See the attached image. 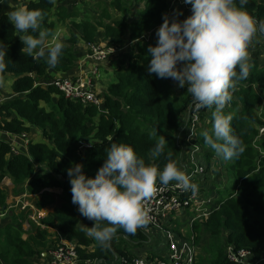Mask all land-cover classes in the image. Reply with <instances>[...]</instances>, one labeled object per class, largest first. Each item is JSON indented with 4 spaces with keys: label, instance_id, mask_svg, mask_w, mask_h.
Listing matches in <instances>:
<instances>
[{
    "label": "trees",
    "instance_id": "trees-1",
    "mask_svg": "<svg viewBox=\"0 0 264 264\" xmlns=\"http://www.w3.org/2000/svg\"><path fill=\"white\" fill-rule=\"evenodd\" d=\"M4 1L0 0V43L5 44L7 55L0 79L12 80V83L9 94L0 95L4 99L0 102V182L5 177L11 178L14 196L24 193L28 199L32 196L30 200L40 210L54 202L52 192L46 189L61 190V195L60 205L39 219L46 228L30 221L33 224L26 237L22 224L29 212L15 209L0 217V264H36L38 258L43 260L42 264H49L48 256L43 254L56 249L63 241L76 247L78 264H135L144 258L143 249L153 240L156 249L151 254L163 261L169 260L167 240L159 245L164 240L162 231L150 225L137 229L134 235L117 226L108 248L101 247L86 234V227H92L93 221L83 217L78 206L71 202L66 169L82 163L86 176L94 178L112 142L131 145L146 165L155 164L162 170L172 160L186 174L194 169L189 160L190 151L199 149L196 159L205 166V172L194 177V182L205 199L213 200L208 205V216L193 225L189 223L193 213L184 209L189 219L182 227L189 235L196 233L197 247L202 235L208 236L214 254L206 258L209 254L206 250L198 256L196 264H237L228 260V247L249 251L248 262L264 258V131L261 132L264 129V65L259 61L264 52V37H254L249 47V76L237 82L231 102L223 109L224 114L231 115L234 134L245 148L238 158L224 161L200 135L203 130H211L212 112L208 128L187 138L191 95L186 87L174 90L167 79L157 78L154 73L149 76L146 71L150 60L147 48L156 44V36L150 35L148 39V32L156 31L163 23V15L171 18L173 10H179L181 5L185 7L178 19L187 18L191 15V5L177 0H22L20 5L42 10L40 30L50 33L46 45L51 44L53 36L60 39L58 27L67 31L60 40L65 47L59 62L55 68H49L43 58L22 52L19 35L37 34L17 33L2 8ZM141 3L143 7L139 8ZM245 10L257 21H264V0H248ZM101 40L108 41L109 46L126 47L122 59L113 67L115 81L108 87L101 78L103 65H97V74L89 73L100 88L104 114L95 106L86 107L77 100L67 99L52 85H42L72 74L82 48L86 51L89 44H99ZM261 42L263 47L259 45ZM84 68L88 73L89 67ZM37 127L42 130L43 141H32L28 156L7 159L11 150L8 139ZM156 134L163 136L167 143L163 153L153 160L150 149L154 147ZM78 140L85 141L87 147L72 148L70 143ZM218 163L220 170H216ZM217 171L221 177L216 176ZM229 177L233 184L223 187L221 183ZM7 196L0 189V211L6 206ZM101 226L110 225L102 222ZM166 228L174 233L181 231L175 221Z\"/></svg>",
    "mask_w": 264,
    "mask_h": 264
},
{
    "label": "clouds",
    "instance_id": "clouds-1",
    "mask_svg": "<svg viewBox=\"0 0 264 264\" xmlns=\"http://www.w3.org/2000/svg\"><path fill=\"white\" fill-rule=\"evenodd\" d=\"M183 3L191 5V15L182 21L178 19L182 12L177 9L173 10L171 18L163 15V23L155 32L156 44L147 48L150 60L146 71L149 76L154 73L157 78H171L178 87H186L195 110L204 109L205 112L212 109L211 130H203L200 135L217 157L229 161L238 158L245 148L234 134L231 115L224 114L223 109L231 102L237 82L249 76V47L254 37H264V21H257L248 14L245 10L248 0H183ZM43 15L40 9L32 10L21 5L8 13V19L17 33L37 34L19 35L22 52L30 57L43 58L49 68H55L65 45L55 36L51 44L46 45L50 33L40 30ZM5 47L0 43V72L6 68ZM85 53L67 77L78 76L80 62L90 53L88 48ZM51 82L53 80L42 85L54 86ZM93 91L99 104L73 100L86 107L95 106L100 114H104L101 91L95 82ZM0 100L4 99L0 97ZM203 112L201 116L204 118ZM29 140L30 146L34 140ZM166 143L163 136L157 135L154 147L150 149L153 160L163 153ZM20 155L28 156L29 153ZM20 155H14L10 150L7 159ZM83 169L82 163H74L66 169L71 202L78 206L77 210L83 217L93 221L92 227H86V234L103 248L110 247L117 226L134 235L137 229H145L149 225L151 216L145 202L157 192L158 184L166 186L174 181L176 187L190 191L193 196L198 192V185L191 182V177L175 161L169 160L162 170L155 164L146 165L133 147L125 143L110 144L94 178L87 177ZM16 210L23 211L20 208ZM102 222L110 226H101ZM44 254L49 260V252Z\"/></svg>",
    "mask_w": 264,
    "mask_h": 264
},
{
    "label": "built area",
    "instance_id": "built-area-1",
    "mask_svg": "<svg viewBox=\"0 0 264 264\" xmlns=\"http://www.w3.org/2000/svg\"><path fill=\"white\" fill-rule=\"evenodd\" d=\"M87 48L89 49L90 53H88L80 62L79 74L77 77H75V81L73 78L65 77L55 79L50 84H53L56 88L62 91L65 97L68 99H78L83 103L99 104V100L93 91L94 80L89 76V73L91 72L93 75L97 74V65L107 62L110 56L116 54L117 48L116 46H108L107 43H93L89 44ZM90 62L92 63L91 67H89L90 70L88 73H85L84 67L88 66ZM191 107V122L190 129L187 132V138H193L196 135L200 127V117L204 110H195L193 104H191ZM263 131L264 129L261 130V132ZM8 134L9 133L6 132V135ZM8 140L11 145L12 154L20 155L23 152H28L30 140L27 133L14 135ZM198 152L200 151L196 148L191 150L189 153V157L191 154H195L194 157H190L191 163L194 166V169L188 174L191 177V182H194V177L204 173L203 166H201L196 159ZM175 183H171L166 186H161L158 184L157 192L151 199L145 202V206L149 209V214L151 216V222L149 223L150 227L154 230L157 229L156 227L160 228L169 244L168 256L166 257L169 260L163 261L159 257L149 256V259H138L135 264H195L196 248L194 238L183 237L180 234L169 231L166 227L169 226L172 221H168L167 218L171 215L173 217V221H179L176 214L182 212L184 213V209H189L190 212L193 213L189 223L193 225L195 221L208 216L209 211H207V208L208 205L212 203L213 199H205V197H203L200 193L199 187L197 194L193 196L190 191L186 192L181 188L176 187ZM25 194L26 193H24V195ZM30 198L28 199L27 195L23 201L29 202L31 201ZM17 204V208L29 212L28 216H30L33 212L36 214V207L33 202V205H29L28 203V206L25 207H23V204L20 202H17ZM39 217L41 218V216ZM27 220L31 219L27 218ZM185 232L187 233V230ZM228 250L232 253V256H230L228 259L232 263L264 264V258L259 263L248 262L250 252L247 250L237 251L233 247H228L227 251ZM78 256L79 255L76 251V247L71 243L63 241L56 249H51L49 251V264H78Z\"/></svg>",
    "mask_w": 264,
    "mask_h": 264
},
{
    "label": "rangeland",
    "instance_id": "rangeland-1",
    "mask_svg": "<svg viewBox=\"0 0 264 264\" xmlns=\"http://www.w3.org/2000/svg\"><path fill=\"white\" fill-rule=\"evenodd\" d=\"M87 1H91V0H87ZM92 1H102V0H92ZM177 1H183V0H177ZM20 2L21 1H17V0H5L4 3L2 4V8H3L4 12L9 13L13 8H18L19 6H21L19 4ZM90 3H92V2H90ZM103 6H106V4H103ZM138 7L139 8H142L143 7V3H141L140 5H138ZM184 7H185V5H181L180 8H179V11L182 12V10H183ZM136 10L138 11L139 9L137 8ZM134 13H135V11H134ZM180 17H181V15L178 18H180ZM63 29L58 27V31L60 30L59 35H58V38H60L59 40H62L63 39L62 38L63 34L64 33H67V31L65 30V28H63ZM155 32H156L155 29L149 31L148 34H147V38L150 39V35H155ZM259 45L262 46L263 45V42H261ZM82 49H83V51L82 52L80 51L81 52L80 53L81 54V57L80 58H82L86 54L85 51H84L85 48H82ZM125 49H126V47L119 48V49L117 47L116 54L114 56H112L109 59V61H117V62H119V58L122 59V57H123V54L122 53L125 51ZM259 61H260L261 65H264V52L261 53ZM91 65H92V63L90 62L88 64V67H91ZM116 65H118V63ZM103 69L101 71V75H103L102 77L106 81L105 85L108 87L111 83H113L115 81V72L114 71H110V70H107L106 71L105 69L104 70ZM167 80H168V83L170 84V86L174 90L176 89V87H178L177 86V82H174L171 78H168ZM9 83H10L9 80H4V81H1L0 82V95L6 96V95L9 94V90H10L9 89L10 88ZM191 104H192V101H191ZM211 112H212V110L209 109L206 112V115L208 114V117L207 116L204 117V118L202 116L200 117L201 120H202V118H203V120H202L201 126L199 128H208L209 123H210L209 122V116L211 115ZM197 123H196V127H197ZM28 134H29V138L31 140L33 139L35 142H41V141H43L42 140L43 134H42V130H41L40 127H37V128L32 129ZM70 145H71L72 148H75V149H79V148L82 149L83 147H87L85 141H83V140H78V142H76V143L71 142ZM194 155L195 154L193 153V154L190 155V157H194ZM200 155H202V154L200 153ZM190 157H189V160H191ZM217 165L218 166H217L216 170H220V164L218 163ZM203 168H204V172H205V166L204 165H203ZM212 172H213V170L210 171L209 174H212ZM227 174H228V172H227ZM216 176L217 177H221L220 171H217ZM221 184L223 185V187L231 186L233 184L232 177L226 178L225 180H223V182ZM206 185L209 186L210 185V182H207ZM0 189L8 194L7 201H6V206H5L6 210L3 209V211H0V217L1 216H4V215L6 216V214H9L12 211H15V209L17 208V205H18L17 202L22 203L23 204V207L28 206V203H29V205H33L32 204V201H29V202L28 201H23V199H25V197L27 196L26 194L25 195L24 194H20L19 196H14V194H13V191L15 189L14 183H13L12 179L9 178V177H5L0 182ZM46 190L51 192V189H46ZM53 195H56V197H59V195H61V193L60 192H56V190H55V192L53 193ZM53 199H54V202L53 203L56 204L55 205L56 207H58L60 205V201L59 200H56L57 198L56 199L53 198ZM53 203L47 204L41 210H39L38 208H35L36 214L33 212L30 216H28V218L31 219V220H27V222L25 221L22 224V228H23V232H24V234H23L24 237H26V234H27L26 232L28 230H30V228L32 226L31 224H33V223L30 224L29 221L34 222L35 223L34 224L35 226H38V227H40L42 229L46 228V226H44V224L40 220H38V219L40 218L39 216H41V218H42L43 216H45V215H47V214H49V213H51V212L54 211V210L51 211L49 209L50 205H52ZM207 211H210V207L207 208ZM16 212H19V211L16 210ZM176 216L178 217L179 221H175V222H176V224H178L179 230H181V231L180 232L175 231V232L177 234H181L182 236H185V237H189V238H192L193 237L194 238V241L196 242V240H197V236L195 235L196 233L193 232L192 234L189 235V234H187L185 232L187 229L182 227V224H184L189 219L188 216H185L183 212L182 213H177ZM181 216H183V217L181 218ZM180 218H181V220H180ZM167 219H168V221H170V220L173 221V217L171 215ZM156 228H157V230H161L158 227H156ZM50 231H53V229H50ZM160 235H163L161 237H163L164 240H162L163 242L160 243L159 245H163V243L165 244V239L166 238H165V235L163 234V232ZM208 242H209L208 236H206L205 234H203L202 235V240L200 241V244L198 246L200 248L199 251H198L197 244H195V248H196V260H195V264L197 262L198 256L204 254V252L206 250L209 251V254L206 256V258H209V257H211L214 254V252H213V250H212V248H211V246H210V244ZM155 244H156V241L153 240L150 243H148V246L147 247H145L143 249V253L142 254H144V258L145 259H149V256H151V253L152 254L154 253V250L156 249ZM159 249H162V248H159ZM226 252H227V254H226L227 255V258L229 259V257L232 256V253L229 250L228 251L226 250ZM157 255H159V254H157ZM42 261L43 260H41V259L38 258L36 260V264H42L41 263Z\"/></svg>",
    "mask_w": 264,
    "mask_h": 264
},
{
    "label": "crops",
    "instance_id": "crops-1",
    "mask_svg": "<svg viewBox=\"0 0 264 264\" xmlns=\"http://www.w3.org/2000/svg\"><path fill=\"white\" fill-rule=\"evenodd\" d=\"M100 43H107V41L106 40H101L100 41ZM111 58V57H110ZM112 65V66H110V65ZM116 65V61H110L109 63L107 62V63H105L104 65H103V67H104V69L105 70H110V71H114V69H113V67ZM103 69V70H104ZM103 76V75H102ZM101 76V78H103ZM104 79V78H103ZM105 80V79H104ZM10 86H11V82H10ZM51 192H52V197L53 198H57L56 200H59L60 201V195H59V197H56V195H53V193L55 192V190L53 189V190H51ZM56 192H60L61 193V190H56ZM59 194V193H58ZM54 200V199H53ZM56 204H52V205H50V207L52 206V208H50L49 207V209L51 210V211H53V210H55L57 207L55 206ZM4 210H6V208H4Z\"/></svg>",
    "mask_w": 264,
    "mask_h": 264
},
{
    "label": "water",
    "instance_id": "water-1",
    "mask_svg": "<svg viewBox=\"0 0 264 264\" xmlns=\"http://www.w3.org/2000/svg\"><path fill=\"white\" fill-rule=\"evenodd\" d=\"M50 208H52V206ZM44 256H45V254H44Z\"/></svg>",
    "mask_w": 264,
    "mask_h": 264
},
{
    "label": "bare ground",
    "instance_id": "bare-ground-1",
    "mask_svg": "<svg viewBox=\"0 0 264 264\" xmlns=\"http://www.w3.org/2000/svg\"><path fill=\"white\" fill-rule=\"evenodd\" d=\"M117 48V47H116ZM119 49V48H118Z\"/></svg>",
    "mask_w": 264,
    "mask_h": 264
}]
</instances>
